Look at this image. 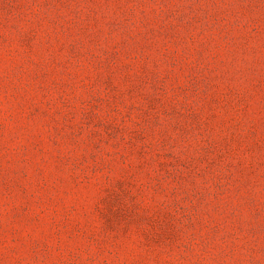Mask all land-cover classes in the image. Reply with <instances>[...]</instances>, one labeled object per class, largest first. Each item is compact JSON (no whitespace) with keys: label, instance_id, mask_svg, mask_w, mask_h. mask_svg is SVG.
I'll list each match as a JSON object with an SVG mask.
<instances>
[{"label":"rangeland","instance_id":"obj_1","mask_svg":"<svg viewBox=\"0 0 264 264\" xmlns=\"http://www.w3.org/2000/svg\"><path fill=\"white\" fill-rule=\"evenodd\" d=\"M0 264H264V0H0Z\"/></svg>","mask_w":264,"mask_h":264}]
</instances>
